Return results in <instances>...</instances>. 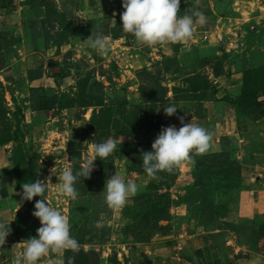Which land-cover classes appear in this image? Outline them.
Instances as JSON below:
<instances>
[{
	"label": "rangeland",
	"instance_id": "374dc122",
	"mask_svg": "<svg viewBox=\"0 0 264 264\" xmlns=\"http://www.w3.org/2000/svg\"><path fill=\"white\" fill-rule=\"evenodd\" d=\"M242 1L237 6L243 10L256 8ZM226 2L181 0L180 15L199 10L206 17L201 26L211 30L214 9L222 8L220 14L227 16L239 13ZM259 4L264 6V0ZM123 11L122 0H0V145L14 162L21 189L36 179L47 184L42 198L68 218L70 234L80 245L77 253H49L51 264H69L70 259L73 264H164L150 247L178 243L180 206L177 211L189 210L205 230L236 227L239 196L236 191L222 194L215 184L221 176L196 186V168L178 165L177 174L160 172L151 179L142 166V154L152 150L169 122L183 115L204 116L205 102L215 98L210 79L215 69L210 68L220 59L216 46H141L122 31ZM97 33L109 40L107 54L83 43ZM112 38L119 41L111 44ZM190 78L198 83L190 85ZM173 104L179 109L168 117L164 107ZM8 139L15 140L2 144ZM107 139L117 148L94 162L90 178L76 182L77 200L59 197L52 170L57 175L67 166L78 170L92 145ZM115 174L138 189L118 210L106 205L102 193ZM40 199L24 201L10 223V240L36 236L41 224L32 212ZM169 202L171 216L162 220L167 216L160 209Z\"/></svg>",
	"mask_w": 264,
	"mask_h": 264
},
{
	"label": "crops",
	"instance_id": "0c3cea01",
	"mask_svg": "<svg viewBox=\"0 0 264 264\" xmlns=\"http://www.w3.org/2000/svg\"><path fill=\"white\" fill-rule=\"evenodd\" d=\"M238 2L241 4L243 1L228 0L224 4L239 10L233 16L220 14V7L214 9L216 15L213 16L211 30L199 24L194 27V30L212 32V40L206 43L216 46L220 59L216 67L210 69L219 68L220 72L217 75L215 71L210 73V79L216 85V94L215 98L205 102L204 116H180L184 117L185 123L194 118L196 123L212 133L210 147L203 154H191L188 160L179 164L181 168L184 166L191 171L197 165L196 155L221 151L234 154L242 166L240 186L231 191H236L239 196L236 227L205 230L197 225L189 210L180 212L177 210L181 206L178 207L176 212L182 220L181 228L176 229H179V233L174 234L178 243L150 247L153 253L163 256L164 264H264L261 250L264 240L259 236L260 227L264 224V116L259 119L242 116L232 103L242 93L244 71L264 65V6L259 4L260 0H244L256 3V8L246 6L248 10H243V6H237ZM213 6H218V2ZM258 22L260 26L256 27ZM112 41L111 44H115L119 40L112 38ZM173 125L177 129L182 127L179 119L169 122L165 127ZM17 193H22V189L14 162L5 145H0V221L11 223L15 220L24 204ZM178 244L183 245L179 252ZM23 247L24 240L6 238V244L0 246V264H15ZM177 253L183 256L181 260L177 259ZM38 264L51 263L49 257L45 256Z\"/></svg>",
	"mask_w": 264,
	"mask_h": 264
},
{
	"label": "clouds",
	"instance_id": "9594fccd",
	"mask_svg": "<svg viewBox=\"0 0 264 264\" xmlns=\"http://www.w3.org/2000/svg\"><path fill=\"white\" fill-rule=\"evenodd\" d=\"M181 0H122L124 11L120 14L122 31L131 34L141 46L153 47L159 44L187 45L193 37L196 24L204 25L206 17L203 12L194 10L191 14L180 15ZM84 45L103 55L110 51V43L106 36L91 34L83 41ZM176 105L164 107L166 116L176 114ZM182 127L174 125L162 128L151 145V151L142 154V166L151 179H157L160 172H171L181 162L188 160L191 154H203L210 147L212 133L196 123L194 118L188 123L184 117H177ZM117 148L113 139L93 144L90 154L84 159L78 170L65 167L58 175L52 170V175L58 178L57 195L61 198L77 200L76 182L90 178L94 170V162L103 161ZM50 182L51 176L47 178ZM47 190V184L36 179L31 183L22 184V201H32L34 197H41L36 201L32 212L40 221L41 227L37 234L24 240L22 254L15 264H38L42 257L49 253L63 254L66 251L77 253L79 242L70 234V223L61 211L52 207L42 198ZM137 185L131 180H125L120 175L111 176L105 184L104 200L110 209H121L127 200L137 192ZM10 223L0 221V246L6 244L10 235ZM73 264V259L69 260Z\"/></svg>",
	"mask_w": 264,
	"mask_h": 264
},
{
	"label": "trees",
	"instance_id": "16d2710c",
	"mask_svg": "<svg viewBox=\"0 0 264 264\" xmlns=\"http://www.w3.org/2000/svg\"><path fill=\"white\" fill-rule=\"evenodd\" d=\"M196 8L200 6L195 4ZM220 69H215L216 75L219 74ZM200 79H205L204 75H199ZM190 85H195V79H188ZM210 84L207 82L205 88L209 87ZM192 87V86H191ZM4 85L0 80V89H3ZM176 91L184 90L180 87H175ZM216 94V89H215ZM264 65L256 68H248L244 71V85L242 88V93L232 100L238 114L246 116L252 119H259L264 116ZM144 124V123H143ZM138 128V127H137ZM144 125H140L139 129H143ZM15 139H8L2 142V144L8 143ZM196 169L198 172V182L196 186L207 185L211 182H214L212 175L221 176L215 183L218 188L221 189L223 195H229L230 192L240 186L242 180V166L239 161L235 158L234 154L231 151H221L214 152L205 155H200L199 159H196ZM178 165L172 170L177 174ZM167 173V172H164ZM233 181V182H232ZM152 187V186H151ZM151 187L149 188L151 190ZM169 202L167 209L165 207L160 210L165 212L167 219L171 216L170 214ZM259 236L261 240H264V224L260 227ZM8 238V237H7ZM9 239V238H8ZM10 240V239H9ZM16 239L14 241H18ZM262 252L264 253V242L261 247Z\"/></svg>",
	"mask_w": 264,
	"mask_h": 264
},
{
	"label": "built area",
	"instance_id": "2783aa9c",
	"mask_svg": "<svg viewBox=\"0 0 264 264\" xmlns=\"http://www.w3.org/2000/svg\"><path fill=\"white\" fill-rule=\"evenodd\" d=\"M212 40V32H210V31H207V30H203V31H201V30H194L193 31V37L191 38V40L189 41V43L191 44V45H193V44H198L199 42H210ZM177 249H178V252L180 251V250H182L183 249V245L182 244H178L177 245ZM177 259L178 260H181L182 259V255H179L178 253H177Z\"/></svg>",
	"mask_w": 264,
	"mask_h": 264
}]
</instances>
